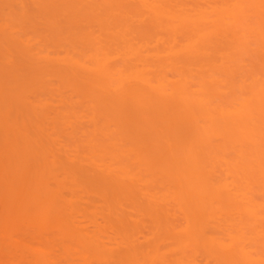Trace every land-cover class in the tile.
I'll return each mask as SVG.
<instances>
[{"label": "rangeland", "instance_id": "1", "mask_svg": "<svg viewBox=\"0 0 264 264\" xmlns=\"http://www.w3.org/2000/svg\"><path fill=\"white\" fill-rule=\"evenodd\" d=\"M261 1L258 0V14L238 12L240 16L232 25L236 34L230 43L228 59L216 60L214 66L202 74L193 71L194 68L188 72V68H172L174 66L161 70L162 73H151L174 87L185 86L188 91L202 87L199 91L209 95L203 108L182 110V119L186 120L176 126L166 123L162 116H169L171 111L182 106L177 107L174 100L166 101L168 113L163 108L166 102L149 105L146 101L151 98L147 96L151 92L146 90L148 88L142 89L145 87L143 82L136 83L128 77L131 82L125 77L134 69H144L140 61L135 62L138 69H132L129 63L113 53L111 75L102 78L97 72L95 40L82 33L95 27L69 24L65 16H57L37 0H0V69L12 66L14 72L8 77L24 75L26 78L15 89L21 92V87L26 86L25 91L29 90L30 110L40 114V124H34L33 128L38 133L43 132L45 137L42 136L41 141L50 143L59 160L72 158L82 167L84 171L78 173V178L95 177L100 182L89 192V200L78 204L76 219L87 226L89 237L82 242L84 244H77L65 236L60 238L61 242L59 239L50 243L52 233L43 229L38 237L39 230L33 224H30L31 228L7 232L0 211V264H264V176L258 175V171L264 169V1ZM247 3H243L246 10ZM164 31L153 32L147 40L135 39L133 46L153 41L137 49L142 55L149 54L152 60L150 53L154 49L161 55L165 46L172 47L169 51L165 47L170 53L179 46L177 42L183 43L184 39L177 34L169 36L171 41L175 37L177 40L170 41L172 45L167 44L169 33ZM155 33H160V38ZM159 40L166 43L162 45ZM185 41L183 45L188 43ZM146 49L148 52L143 53ZM165 51L163 54H168ZM125 70L130 71L129 74ZM118 76L127 79L121 89L119 84L115 85V81L121 80ZM115 77L117 80L114 81ZM109 83L115 88L111 84L105 86ZM204 87L207 90L204 91ZM2 94L0 92L1 97ZM3 95L6 98L5 93ZM1 100L2 108L6 102ZM8 102L15 105L20 101ZM210 125L211 128L215 126L218 134L204 138V128ZM116 127L124 130L125 138L120 135L123 141L118 138ZM1 132L3 135L4 131ZM172 133L178 134L173 137V147L177 150L170 154L165 151L164 144L166 134ZM130 136L136 141L126 140ZM138 137L142 138L143 153L139 154L142 146L138 144L139 153H128L130 145H133L130 151L136 150L134 144L139 141ZM20 140H17L18 144H21ZM196 140L201 142L202 165L208 168L211 162L214 181L226 182L229 192L235 196L222 201V205L230 209L227 215L192 214L188 206L173 195L184 189L175 184L171 187L160 179L166 163L185 168L186 159L178 150L181 145ZM138 154L139 159L136 158ZM140 158H155V162L161 159L159 167L151 169L144 167ZM243 162L254 164L253 171L245 172ZM197 166H187L185 170L193 173ZM3 187L4 182L0 181V204L4 200ZM64 194L70 197L68 192ZM20 219L21 216L16 217V221Z\"/></svg>", "mask_w": 264, "mask_h": 264}, {"label": "bare ground", "instance_id": "2", "mask_svg": "<svg viewBox=\"0 0 264 264\" xmlns=\"http://www.w3.org/2000/svg\"><path fill=\"white\" fill-rule=\"evenodd\" d=\"M39 1L45 6L44 7L43 5H41L42 7L53 10L55 13H57V16H65V18H63L68 21L69 24H80L84 25L87 28H96L87 29L86 32L83 31L82 33L85 37H90L91 40H95L94 45L97 56L95 59V62L97 61V68L95 67V69L101 74L102 78H107L109 75H111V71H114V66L110 64V61L112 60L111 54L113 53L119 55L122 58L123 62L125 60L127 63H129L128 65H130L132 69L134 67L138 69V67L135 66V62L140 61L139 63H142L141 65L144 66L143 70L141 69L142 66L139 65L141 71L139 69H134L132 73L129 74L130 71L125 70L128 72L129 76H125V74L124 76L126 78H132L133 82L135 80L136 83L143 82L142 85H144L145 87H143L142 89L148 88L146 90H149L152 95L149 96L146 94L148 97L151 98H144L147 99L146 102H148L149 105L150 103L152 105L153 103L157 102L163 101L165 103L166 101L169 102L170 100H174L175 103L178 105L177 107L182 106L183 109L181 108L176 111H171L169 116L165 117L162 114V117L166 123H170L176 126H180L181 123H184L183 121L186 120L182 119V110L187 111L192 110V108H203L202 104L203 102L207 103L205 98L207 97L208 99L209 95L205 96L202 90L201 92L199 91V89H201L202 87L196 89L200 93H195V89L193 90L191 88V90L193 91H188L185 86L181 87L179 86V84L178 87H174V85L172 86V83L170 84L167 81H163V79L161 80L159 76L157 78V75L152 76L151 73L153 72L154 74H157L158 72H161V70L166 69L167 67L171 68V66H174L172 68H188V72L189 69L193 68V71L196 70V72L198 71L200 74L206 72L207 70L212 68V66H214V62L216 60L224 58L228 59L230 57V43H232L233 34H236V31H234L233 33L234 28L232 29V25L236 22V19H238L237 17L240 16L238 12H243L244 14L245 12H250L252 13L251 15H254L258 14L259 10L258 0ZM39 1L37 0V2ZM246 1L248 2L247 4H249L248 10H246L247 6L243 5V3ZM259 8H261L260 5ZM189 12L193 13L189 14ZM208 19L209 21H207ZM212 27L213 29L210 30ZM160 30H165L170 34L169 35L167 32L165 34V31L163 32V34L165 35L168 34L167 44L169 42V45L171 44V39L169 38V36H177V34L182 38V40L184 39L188 43H186L185 41L186 44L183 45L184 40L183 43L182 41L178 40L180 41L177 42L179 46H176L177 48L175 50L172 49L170 51V53L172 52L171 54L168 51L172 47L169 48V46L165 44L167 45L165 47L168 50H166L168 54H163L166 49L163 46L164 49L163 51H161V55L163 54L162 56L160 54L157 55L159 51L154 49V52L152 48V54L150 53V55H152V60L149 58V54L142 55L140 50H137L139 49V46L141 48L146 42L142 41L143 44H137V46L139 45L138 47L134 45L136 48L133 46V41L135 39L143 40L142 38H144L145 40L146 37H150V34L156 31L160 32ZM159 34H156L158 35V38H160ZM156 37L155 39H157ZM175 39L176 37L173 39L174 42ZM173 40L171 41L172 43ZM151 42L153 41L149 42L148 40V43ZM164 42L161 41L162 45ZM148 43H146V45ZM153 46H155L154 43ZM148 49L144 50L143 53ZM156 51L158 52L157 54ZM149 59L151 60V62H149ZM2 69L3 67L0 69V92L1 94L5 93L6 95V98L3 94L2 97L0 96V98L3 99L4 102H6L5 106L2 107L5 110L0 107V131H4V133L1 132L3 135H0V181L4 182V200H1L0 211L3 212V225L7 226V232H16L20 229H25L29 227L31 228L30 224H33L37 228V231L39 230V233H37L38 237L40 236V234H42L43 229L44 231L48 229V232L52 233L53 236L51 237L52 239L50 240V243L57 242L61 237L65 236L68 239H73L77 244H84L82 242H84L88 237L86 233L87 226L85 224H82L81 220L79 221L76 219V214L79 211L78 204L82 201L89 200V192L92 188H96L95 184L100 185V182L96 181L95 177L94 179L92 177L87 178L86 180H82V178L80 177L78 178V173L83 172L84 169L82 167H79V165L70 157V159L64 161L59 160L55 155L56 150H54L50 143L48 141H41L42 136H44L43 132L38 133V131L33 128L34 124H40V114L30 110L29 102L27 101L30 92L29 90L25 91L26 86L21 87L22 93L17 92V90L15 89L18 84H23L26 78H24V75H20L21 77L18 78L15 75L17 79L14 77L13 79H11V77H8L9 73L14 72L12 66H5V68L3 70ZM176 70L178 69L176 68ZM119 73L117 74L121 75ZM179 73L181 74V72ZM164 74L165 73H163V75ZM106 75L108 76L106 77ZM121 76H118L120 77L118 79H121L120 81L117 80V77L113 78V80L115 79L119 82L117 83V81L114 80L116 82L115 85H120L119 88L123 85V82L127 80L125 77L121 78ZM178 81H180L179 83H181V80ZM184 82L186 81L184 80ZM174 83L176 84V81ZM110 84L112 85V83H109L105 84V86L108 85L110 87ZM113 88H115V86ZM109 89L110 88H108V90ZM205 90H207V88H205L204 91ZM205 93L207 94V92ZM1 99L0 101L2 102ZM11 100H16V102L19 100L20 102L15 103V105H13V103L12 105L7 104L9 103L8 101ZM142 102L144 103L143 100ZM167 102L166 104H164L165 106L162 107L165 108L169 113L170 110L168 107H166ZM2 105H4V103H2ZM158 107L159 106H157V108ZM154 110H156L155 106ZM98 115L103 116V113H99ZM102 118L105 119L106 117L104 118L103 116ZM105 120H107V118ZM205 128V133L203 134L204 138H211L214 137V135L218 134H216L217 131L215 130V126L212 127L213 129L211 128V125L210 127H207L209 129ZM115 129L117 130L118 138L120 139V141H123L121 140L120 135L124 133V130L118 127H116ZM116 130H114L115 133ZM42 131H44L43 128ZM45 131H47V129H45ZM173 133L171 135L166 134V143L164 144L165 151L167 153L169 152L170 154L175 153L176 151L174 152V150H177V148L173 147L175 143H173V141H175V139L173 140V137L176 138L174 135H176L177 133ZM181 133L184 134V132ZM123 138L125 137H123L122 135V139ZM129 139H131L132 142L136 141L134 140V136H130V138L126 140ZM136 139H139V141L134 144V149L136 150L130 151L133 150L131 149L133 145H130V147H127V150L129 151L126 150L128 153H139L140 150H137V148L138 146H142V138L140 139L138 137ZM17 140H20L21 144H18L19 141ZM161 144L163 145V143ZM180 147L181 148H179L178 151L182 152V156H184V159H186L184 162L185 168L187 166L198 165L196 171H194L193 173L189 172V174L186 172L185 168H178L176 163H174L175 165H173V163H169L167 165L166 163L165 167L163 166L161 169V181L170 184L171 187H174L173 184H175L178 188L184 189L182 190V192H180V190H177L180 193L178 194L174 192L176 195L174 193L173 195L174 197H177L178 201H181L182 204H186L188 206L187 208L189 209V211L194 215H198L199 213L205 215L208 214L209 216H213L215 215V213H226V215L229 214V207H224L222 205V201H224V198L225 200L229 197L232 198L233 194L229 192V187L226 182L221 184V182L219 181H214V167L212 166L211 162L208 168L202 165L201 142H198V140H196L192 144L189 143L185 146L181 145ZM141 148L142 150L139 154L143 153V146ZM180 152H178V154ZM139 154L138 156H136L137 159H139ZM151 159L140 158V160H143L142 165L144 167L151 169L159 167L158 161H160L159 159L161 158L157 159V162H155V158L153 159L154 161ZM137 163H141V161H137ZM241 165L242 168H244L245 172L248 169L253 171V166H255L254 164H247V162H243ZM173 166H175V169L177 167L176 172H174L175 170ZM261 167L262 166L260 165V168ZM260 168L258 167V170ZM260 172L264 173V169H260L258 171V175L260 177L264 176L260 175ZM65 192H68V195H70V197H66L64 194ZM99 197H103V195H99ZM214 203L217 204L214 206ZM20 216L22 219L16 221V217ZM13 220L14 222L10 227V222H12ZM29 220L33 221V223H29ZM197 234L199 235V232H197ZM61 241L62 240L60 239V242ZM229 248L228 250H230ZM244 252L245 251L243 250V253ZM83 256H85V254ZM244 257L248 259L246 256Z\"/></svg>", "mask_w": 264, "mask_h": 264}]
</instances>
